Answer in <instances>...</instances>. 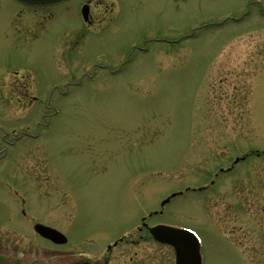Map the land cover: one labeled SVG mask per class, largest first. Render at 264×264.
Instances as JSON below:
<instances>
[{
  "label": "rangeland",
  "instance_id": "1",
  "mask_svg": "<svg viewBox=\"0 0 264 264\" xmlns=\"http://www.w3.org/2000/svg\"><path fill=\"white\" fill-rule=\"evenodd\" d=\"M106 2L0 0V170L31 195L0 196V264H175L153 211L204 264H264V0Z\"/></svg>",
  "mask_w": 264,
  "mask_h": 264
},
{
  "label": "water",
  "instance_id": "2",
  "mask_svg": "<svg viewBox=\"0 0 264 264\" xmlns=\"http://www.w3.org/2000/svg\"><path fill=\"white\" fill-rule=\"evenodd\" d=\"M27 3H48L56 0H21ZM84 17L87 18V9L83 8ZM35 230L42 236L53 240L56 243L66 242V236L58 230L47 225L38 223ZM154 237L161 242L172 244L175 247L176 264H201L199 257L198 242L186 230L174 229L171 227L157 226L151 228Z\"/></svg>",
  "mask_w": 264,
  "mask_h": 264
},
{
  "label": "flooded vegetation",
  "instance_id": "3",
  "mask_svg": "<svg viewBox=\"0 0 264 264\" xmlns=\"http://www.w3.org/2000/svg\"><path fill=\"white\" fill-rule=\"evenodd\" d=\"M105 7L111 8V7H113V5L110 2H106ZM91 16H92V14H91V7H90V15H89L88 22H91ZM22 77L24 78V76H22ZM221 171L225 172V173L228 172V170H221ZM6 177H12L9 174V170L6 168L3 169L2 171L0 170V196L2 198L7 199L8 202L11 203V205L18 204V207L16 206V208L19 209L18 215H21V213L23 215H28L27 214L28 212L26 210V206L28 204L27 201H29V198L31 197V195H29L26 192L25 187L20 185L19 182L16 181L13 177L11 178V180H8ZM12 199H15L16 203ZM18 201H19V203H18ZM0 215H7V214L2 213L0 211ZM139 229H141V227ZM84 263H86V264H97V261L96 262L86 261Z\"/></svg>",
  "mask_w": 264,
  "mask_h": 264
}]
</instances>
